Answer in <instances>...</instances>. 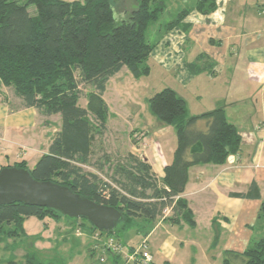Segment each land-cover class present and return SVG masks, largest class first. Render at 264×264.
Segmentation results:
<instances>
[{"label":"trees","instance_id":"16d2710c","mask_svg":"<svg viewBox=\"0 0 264 264\" xmlns=\"http://www.w3.org/2000/svg\"><path fill=\"white\" fill-rule=\"evenodd\" d=\"M160 1L135 0L128 12L115 0H0V97L2 87L10 88L20 101L19 108H35L46 117L60 116L59 131L48 152L32 168L25 160L6 166L27 168L36 180L67 186L122 212L115 231L103 232L84 218H69L51 208L20 202L0 205V244L10 248L9 240L19 241L16 244L24 249L21 264H64L62 259L43 258L34 247L36 238L26 236L23 223L30 217L51 218L58 230L66 229V238L76 237L78 231L117 242L119 234L130 228L147 236L165 210H170L165 221L195 227L194 214L182 197L189 167L224 164L239 152L240 135L223 107L192 116L186 100L166 87L147 99L151 113L172 125L176 133L172 160L161 179L146 161L131 153L125 163L113 164L105 153L99 160L93 159L95 138L106 129L108 107L102 95L108 80L123 68L135 78L150 72L147 60L153 44L146 40L145 32L162 13ZM30 5L36 9L34 16L28 13ZM193 9L209 14L216 9V1L194 0L191 8L178 12L166 26H175ZM82 95L85 106L78 103ZM198 143L201 150L190 152ZM236 196L258 198L259 193L252 184L250 193ZM108 255L117 264H126L119 255ZM0 264L17 261L12 255ZM223 264H264V238L242 251L227 250Z\"/></svg>","mask_w":264,"mask_h":264},{"label":"crops","instance_id":"0c3cea01","mask_svg":"<svg viewBox=\"0 0 264 264\" xmlns=\"http://www.w3.org/2000/svg\"><path fill=\"white\" fill-rule=\"evenodd\" d=\"M215 1L216 9L209 14H202L193 9L173 27L168 28L167 23L160 25L158 39L156 43H153V49L148 59L151 58L163 72L176 74L182 72L181 78L176 81L179 84H176L172 89L186 100L190 115L195 116L215 108L208 106L209 108L192 111L186 94H189L193 99L208 98L216 104L222 103V93L211 94L202 90L199 82H196L197 75L206 78V73H199L208 70L209 80L206 79V83H214V77L220 74L223 67L227 71H233L231 70L233 65L226 64L228 55H233L238 47L249 48L248 51H253L251 58L240 66L244 73L243 85L246 89H250L248 92L239 91V93L245 94L243 97L245 99L243 100L244 104L238 105L244 106L236 107L231 112V116L227 112L228 108L223 107L227 120L236 127L240 135L239 152L232 155V162L227 158L224 164L207 163L190 166L187 183L182 193V197L188 201L194 214L196 225L191 228H196L204 222L219 226H222V222H224L228 226L230 223L235 224L238 227L237 231L245 232L252 222L251 218L260 216L261 210L264 212V0ZM260 40H262V51L255 49L256 43ZM257 51L260 53L258 54ZM148 66L151 72V67L149 64ZM235 87L245 89L240 82H237ZM5 89L6 87H2L1 92L4 93ZM106 93L105 89L102 98L108 107L107 120L110 115H116L115 112L119 113V117H122V111L129 112L126 107H120L125 103L116 96L117 94L108 100ZM235 101L239 102L240 98ZM215 107L217 108V106ZM133 112L130 111L131 114ZM131 114H129L130 120L132 119ZM134 114L139 117L144 113L138 110ZM122 118L126 119V116ZM107 122L106 128L110 130L120 128H117L116 123L109 125ZM38 123L46 129H43L46 131L43 143L41 142L42 130L34 137H39L37 143L40 146L44 144V147L36 148L43 155L48 152L53 137L59 131L60 116L55 114L46 117L35 108H11L7 100L0 97V142L7 144L6 147L0 143V152L6 155L8 145L9 147L15 145L18 139L14 135L27 137L25 131L36 127ZM202 126H204L203 123ZM138 127L134 124L128 128L123 127L125 129L123 133H130L135 138L126 154L131 153L146 161L157 178L161 179L164 176V167L172 160L176 142L166 150L157 141L160 136L169 132L168 126H157V129L151 130L152 132L145 124ZM26 141L31 142L30 140ZM19 145L21 148L24 146L23 144ZM32 149H35V146ZM19 154H22V150ZM6 165L11 164H0V166ZM252 184L257 187L258 198L236 196L237 194L250 193ZM169 214L170 210L157 219L154 227L143 238L147 240L148 237L149 239L157 227L165 224V218ZM173 225L188 226L183 222L180 224L169 223V226L173 227ZM23 228L26 236L36 238L33 241L34 247L45 259H62L64 264H117L116 259H112L113 263H109L108 253L102 254L96 249L97 240L94 239V236L87 233H75L76 237L66 238V229L58 230L57 223L51 218L39 220L30 217L24 221ZM135 232V234H139L137 231ZM245 233L246 235L241 237L243 244L240 248L246 247L245 245L249 241L248 231ZM143 238H138L136 244L125 245L126 249L131 252L138 243L142 242ZM100 239H102L100 241L104 240L102 237ZM176 241L175 236H165L160 246L157 247L156 253L162 254L167 248L172 249ZM120 242L122 243L121 239ZM13 244L15 243L13 242L11 246ZM20 248L23 249L22 246ZM17 249L18 245L14 250ZM156 253L151 252L155 262L157 261ZM101 258L104 260L101 261ZM18 264H21V258Z\"/></svg>","mask_w":264,"mask_h":264},{"label":"rangeland","instance_id":"374dc122","mask_svg":"<svg viewBox=\"0 0 264 264\" xmlns=\"http://www.w3.org/2000/svg\"><path fill=\"white\" fill-rule=\"evenodd\" d=\"M65 1H73V0H65ZM116 4L122 8L123 10H127L130 12L133 10L132 6L135 5V0H115ZM23 2V0H20ZM161 4L163 5L162 13L157 21L150 23L145 32V38L149 43H156L159 35L158 27L160 25H164L171 21L177 14L178 11L189 8L193 4V0H161ZM132 8V9H131ZM28 13L32 16L36 14V9L33 5L28 7ZM261 27L262 24L260 23ZM254 26V25H252ZM257 45V47H255ZM254 46L255 49L262 51V40L258 41ZM253 47V48H254ZM249 48L238 47L233 55H228L226 58V64H232L233 68L230 70H226L224 67L220 70V74H217L214 78V83H206V79L209 80V71H202L201 73H206V78L202 75H197L198 78L196 82H199L200 88L204 91L213 93H222V103L216 104V102H212L208 100V98L202 99H193L189 94L188 96L189 104L191 106L192 111L198 110L200 108H209L208 106L217 107H227L228 114L231 116V112L237 108H241L244 105V93L240 92V90H245L248 92L250 89H246L243 85L244 82V73L241 70V65H244L251 57L253 51H248ZM259 54L260 52L257 51ZM147 64L151 67V72L149 75L142 76L139 78H135L127 68H123L116 76L111 78L106 84V98L109 100L115 95L121 99L122 104L120 107H126L129 112H121L125 118L119 117V113L115 112L116 115H110L108 118V124L113 125L116 123L117 130H110L106 128L101 136H97L94 141V156L93 159H100L102 153L107 154L113 164L117 163H125L128 160L127 151L135 139L130 133H123L125 126L128 128L131 124H134L137 127L139 125H147L149 131L152 132L154 129H157V126H168L169 132L164 133L160 136L157 141L164 146V149H168L175 144L176 142V133L175 129L172 125L165 124L158 120L150 111L147 99L151 97L156 92H159L161 89L166 87L173 88L176 86L178 78H181L182 72L176 73H167L160 70L159 67L151 60L148 59ZM230 71V72H229ZM212 76V75H210ZM234 76V78H232ZM237 82H240L241 86L245 89L236 88L235 85ZM238 86V85H237ZM86 90H83L85 93ZM3 93V92H2ZM229 94V95H227ZM212 96V95H211ZM210 96V97H211ZM240 98L239 102L235 100ZM1 99L7 100L8 104L17 108L20 104V101L14 94L12 93L10 88H6ZM211 101V102H210ZM85 95H82L78 103L81 106L86 105ZM210 102V104H208ZM236 102V103H234ZM211 107V108H213ZM117 109V108H116ZM134 111L132 114L130 111ZM140 110L142 116L137 117L134 114L136 111ZM131 114V120L129 119V114ZM118 115V116H117ZM59 116V115H58ZM54 120V119H53ZM232 120V119H230ZM142 123V124H140ZM140 128V127H138ZM42 126L38 123L36 127L27 129L26 136L14 135L18 139L16 140L15 145L9 147L8 151L5 154L0 152V164H13L14 162L21 160L22 158L26 160L28 168H32L37 162L38 158L41 156L39 149L37 147H44V144L40 146L37 138H34L36 135L40 134L42 130V140H44V133ZM51 130V128H49ZM152 130V131H151ZM32 139V140H31ZM131 139V140H130ZM26 140H30L31 142H27ZM35 141L34 143H32ZM3 146L7 147L6 143L0 142ZM41 143V144H42ZM19 144H23V148ZM35 149H32L34 146ZM21 148V149H20ZM22 150V154L20 155V151ZM19 152V153H18ZM86 170L97 172L93 167L85 166ZM103 176V175H102ZM104 177V176H103ZM251 224L247 227L249 238L248 243H246V247L250 246L255 240L260 238H264V212L261 210V215L256 218H251ZM155 222L151 224L149 227L150 230L154 227ZM235 224L225 225L222 222V226L217 224H207L206 222L201 223L200 226H196V228H191L188 226H178L173 225V227L169 226V223L166 221L164 225H160L154 231V233L148 239L147 237V248L148 251L156 253V249L160 246L162 239L165 236H175L177 241L174 243L172 249L167 248L163 251L162 254H155L157 256V261L155 262L153 259V264H223V260L225 257V252L227 250H244L246 247L240 248L243 244L241 241V237L246 235V231H237L235 230ZM136 228H130L125 231L124 235L119 234V238L122 241V247L124 252H128L126 246L133 245L137 243L138 238L142 237L143 234L141 231H138L139 234H135ZM76 233V232H75ZM104 242L106 240L103 237ZM102 240V239H101ZM245 240V237H244ZM26 242L28 240H25ZM19 241H15L14 243L19 244ZM13 242L11 240L8 241V244L11 245ZM16 244V246H17ZM126 245V246H125ZM21 245L18 246L17 250H14L11 246L10 248H5V243L0 244V259L3 261H7L12 258V255L16 258L17 264L20 263L21 255L23 254V250L20 248ZM139 243L134 247L137 248ZM23 247V246H22ZM17 248V247H16ZM150 252V253H151ZM109 257V263H113L112 259H114L111 255H107ZM121 261L124 259V254L120 256ZM119 261V262H121Z\"/></svg>","mask_w":264,"mask_h":264},{"label":"water","instance_id":"95a60500","mask_svg":"<svg viewBox=\"0 0 264 264\" xmlns=\"http://www.w3.org/2000/svg\"><path fill=\"white\" fill-rule=\"evenodd\" d=\"M199 150L198 143L190 152ZM16 202L51 208L69 218H84L103 232H114L122 219V212L114 207L96 203L67 186L36 180L27 168L6 166L0 169V205Z\"/></svg>","mask_w":264,"mask_h":264},{"label":"built area","instance_id":"2783aa9c","mask_svg":"<svg viewBox=\"0 0 264 264\" xmlns=\"http://www.w3.org/2000/svg\"><path fill=\"white\" fill-rule=\"evenodd\" d=\"M228 160L232 162L233 156L230 155L228 157ZM167 211L168 210H165L164 213H166ZM77 233L79 234L78 231ZM94 237V239L97 240L96 249L99 250L102 254L115 253L119 255V257L124 254L123 261L126 264H153V256L148 251L146 238H143L139 246L137 248H133L131 252H124L122 244L120 242L115 241L112 237H107L104 242H101V239L97 236ZM100 260L103 261L104 258H101Z\"/></svg>","mask_w":264,"mask_h":264}]
</instances>
